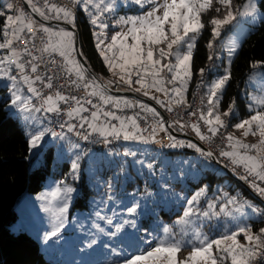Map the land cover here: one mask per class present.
<instances>
[{
    "label": "snow or ice",
    "instance_id": "snow-or-ice-1",
    "mask_svg": "<svg viewBox=\"0 0 264 264\" xmlns=\"http://www.w3.org/2000/svg\"><path fill=\"white\" fill-rule=\"evenodd\" d=\"M27 3L31 12L38 15L41 20H63L73 28H75L74 10L79 6L90 17V23L100 30L93 31L95 47L108 71L116 79L105 80L96 76L91 73L89 67H86V58L84 62L77 59V56L83 57V53L76 47L74 32L66 28H53L38 23L22 9H16L15 15H6L0 10V16H6L3 28L0 30L2 31L0 50L7 51L6 55L0 56V80L10 82V85H6L10 90L9 107L16 108L24 114L23 118L27 121L35 120L33 113L41 110L59 115L60 103L72 102L75 107L66 112L68 120L61 123L60 127H67L68 132H74L84 141H90V137L96 134L100 139L91 142L99 143L102 140L106 147L114 140L123 139L143 144L160 143L164 147H188L195 149L203 157H214L213 152L205 151L191 141L177 140L171 135L166 145L162 140L157 141L158 132H167L160 113L140 100L133 101L109 93L113 85H116L119 91L118 83L122 82L129 88H132L133 84L139 85L133 90L155 100L169 112L173 111V104L176 106L186 104L185 93L193 75V50L201 30L205 27L201 15L211 10L214 3L221 6L215 8L217 13H220L221 8L226 10L222 17L213 16L209 20V24L212 25V39L209 40L207 47L212 49L214 41L221 36L226 26L235 22V26L239 27L243 23L254 24L257 20H264V12L260 11L258 0H244V3L235 9L232 7V0H70L71 7L57 5L51 0H27ZM132 5L139 6L142 11L136 15H118L122 7ZM5 7L13 10V3L8 2ZM145 8L147 10H144ZM109 19H112L111 27L119 29L110 37L106 31L110 27L107 22ZM33 28L36 29L34 32ZM25 31L31 32L27 42L33 43L38 34H44L39 37L41 47L37 51L40 55L33 54L27 42L23 49L14 46L17 41L24 39ZM105 41L109 42L105 43ZM223 46L230 54H235L238 43L232 40ZM25 56L30 59L25 60ZM45 56L48 57L47 60ZM57 56L61 58L60 61H57ZM208 59L212 61L213 56L210 54ZM41 63L44 64L45 72L41 75H31L38 72ZM251 67L253 69L264 67V61L252 62ZM14 70L17 74H13ZM53 70L63 73L66 78L74 77L69 79V87L83 89L84 96L65 95L58 89L54 94L45 96L35 85L39 82L44 88L52 89L54 79L58 78L56 75L48 74ZM207 70L214 69L209 67ZM199 73L202 82L197 88L202 86L206 88L201 98L204 108L188 113L197 117L196 123L185 125L177 120L175 124L179 125L181 131L190 126L200 140L210 142L213 137L221 133L222 129L229 127L226 118L234 117L236 114L235 99L226 111L222 113L220 111L223 92L231 79L230 62L224 74L217 76L210 84H203L206 69L201 68ZM133 76L136 77L135 80ZM249 84L253 88L252 92L247 94L246 106L250 115L232 127L242 130L244 138L252 136L257 137V140L255 143H247L245 139L227 133L223 139L227 141L229 150H222L219 155L231 162L233 172L238 168L242 169V174L237 173L238 178L249 183L252 190L259 197L264 198V186H261L264 183V72L253 73L249 77ZM25 87L31 95L21 94ZM153 90L162 93L165 99L151 94ZM33 97L41 101L39 107L31 103ZM85 104L90 107H85ZM135 108H139L140 111L132 116L117 115V112ZM149 116L154 123L141 128L139 121L147 120ZM74 119H78L79 123L70 122ZM199 121H203L207 127V134L201 131ZM77 128H86V132L76 131ZM145 132L148 133L147 136L144 135ZM46 133L62 140L66 138L63 132L57 133L45 128L30 134V149L37 148ZM68 143L70 151L81 148L80 144L73 143L70 139ZM85 154L83 150L75 153V159L71 162L73 175L79 170V161ZM123 155L135 157L136 153L125 150ZM136 163L146 167L150 173L154 172V161L137 160ZM180 175H184L183 171ZM249 177L252 179L249 180ZM112 188L113 185L109 182V193ZM61 191L62 202L54 208L46 209L51 213L52 220L51 228L44 236L45 242L59 238L65 226L69 194L74 189L65 186L62 190L57 188L50 195L56 198ZM220 191L222 195L207 199L205 207H200V203L201 199L207 196L206 189H201L187 198L183 214L177 221V224L182 225L180 232L165 228L164 238L157 239L155 246L149 245L147 249H140L138 254L131 255L125 254L127 249L123 244L119 247L105 244L104 247L110 249L114 255L125 254L116 264H264V228L253 231L249 223L253 219L264 221V208L243 198L240 194L230 195L228 192ZM170 194L179 196L175 192ZM108 199L112 200L113 196L109 195ZM138 207L137 203L127 208L128 214L134 217ZM95 215L108 225H113L112 217L102 216L100 211H96ZM221 216L232 222L234 226L229 229L226 222H221ZM214 219L217 223L211 227L217 229L223 227L224 230L219 236L210 238L202 231V227L204 223ZM197 221L201 222L199 226ZM125 226L135 229V219H124L114 225L115 231L112 232H105L99 224L95 225L100 233L109 237L121 233ZM241 236L243 242L239 239ZM96 243L97 240L93 238L86 247L91 248ZM184 251H187V254L182 256L181 253Z\"/></svg>",
    "mask_w": 264,
    "mask_h": 264
},
{
    "label": "rangeland",
    "instance_id": "rangeland-1",
    "mask_svg": "<svg viewBox=\"0 0 264 264\" xmlns=\"http://www.w3.org/2000/svg\"><path fill=\"white\" fill-rule=\"evenodd\" d=\"M2 1L4 6L9 2V0ZM243 3L244 2L234 3L232 0V7L235 9ZM213 6L221 7L219 4L215 3ZM144 10L147 9L145 8ZM141 11L142 10L137 5L125 6L118 11V15H136ZM225 11L224 8H221L222 14L219 17H222ZM85 15L90 21V17L86 13ZM76 18L77 15L75 14V22ZM262 21L263 20H257L254 24L251 22L243 23L239 27L235 26L234 22L233 25L225 27L222 34L228 32L230 27L231 30L223 38L220 39L219 37L217 39V41L220 39V44L216 52V62H214L212 67V69H214L212 70V77L208 79L207 84H210L217 76L223 75L224 70L229 67V62L231 70L232 63L245 37L249 33L251 26L258 25ZM107 22L110 27L106 31L110 37L119 29H113L111 27L112 19H109ZM92 26L94 31H100L94 25ZM232 40L238 43L235 54H230L227 48L223 46ZM108 42L109 41H105V43ZM195 48L193 53L195 52ZM6 54V50H0V56ZM262 72H264V67H258L252 69L246 76L243 87L240 90V97L245 102L246 114L242 116L241 109H236L235 107V115L238 121L231 124V133L237 138L245 139L247 143H255L257 137L249 136L244 138L242 136V130H236L232 125L249 117L250 113L246 106L247 94L253 90L252 86L249 84V77L253 73ZM100 77H103L105 80L116 79L110 72L108 77L104 75H100ZM135 79L136 77L133 76V80ZM119 83L125 85L122 82ZM6 85H10V82L0 80V88L8 89V97L10 99V90ZM133 86L139 87V85L135 84H133L132 87ZM226 88L223 95L225 94ZM153 93L158 97L160 95V93H156L154 90ZM21 94L23 96L31 95L27 92L26 87ZM119 97H125L135 101V99L128 96ZM185 98L187 99L186 93ZM31 103H33V98ZM7 110L10 115L20 122L22 130L29 140L31 138L30 134L48 128L47 119L40 112L33 113L36 117L35 120L26 121L23 118L24 114L20 113L16 108L9 107V104ZM65 137L66 138L62 140L46 133L38 147L30 149L29 158L33 167L46 165L45 154L51 148L54 150L51 172L44 183L42 191L37 194L25 193L20 198L16 207L18 219L10 227L11 231L14 233L26 231L32 235L39 242L45 258L53 264H116L125 254H138L140 249H147L149 245L155 246L157 239L164 238L165 228L172 229L174 232L179 233L182 225L177 224V221L181 218L177 213H183L187 198H190L194 193L199 191L194 187V184H198L208 171H212L209 169L211 165L208 162V158L200 154L163 155L150 146L132 142H126L123 146L118 145L99 150L96 147H85L67 133H65ZM69 139L73 143L80 144L81 148L70 151ZM82 150L86 154L83 155L82 159L79 161V170L73 175L71 162L75 159V153ZM125 150L135 152L136 156H124L123 153ZM137 160H143L145 162L154 161V172L150 173L146 167L137 164ZM181 171L184 173L183 176L180 175ZM223 172L222 170L217 171L218 175H223ZM84 181L90 190L89 197L86 201V207L75 208L78 199L83 195L82 185ZM109 182L113 185L111 193L108 191ZM65 186L74 189V191L69 194L70 199L68 200V211L65 214V226L59 238H54L53 240L45 242L44 236L45 233L50 230L52 220L51 213L46 211V209L58 206L63 200L62 191L56 198L52 197L50 194L56 191L57 188L62 190ZM232 187L233 184L228 178L224 179L223 183L216 184L214 190L213 182L210 180L205 181V185L202 189H206L207 196L201 199L200 207L206 206L207 199L221 196L222 192L220 190L228 192L230 195L240 194L243 198H246L242 195L241 191L232 194ZM171 192H175L179 194V196H173L170 194ZM109 195L113 196L112 200L108 199ZM246 199L256 204L251 199ZM137 203L139 207L137 208L136 215L134 217L130 216L127 212V208ZM163 210L169 213L170 219L173 215L177 214L175 221L173 220V222H170V220L167 219V222L164 223L161 215ZM96 211H100L102 216L112 217L113 225L110 226L104 220L99 219L95 215ZM124 219H135L136 228L133 229L125 226L121 233H118L115 237H109L104 233H100L95 227L96 224H99L100 227L105 229V232H112L115 231L114 225L121 223ZM220 220L222 223L226 222L229 229L234 226L232 222L227 221L223 216H221ZM253 220L260 221L259 219ZM200 223V221H197L198 226ZM216 223L217 221L214 219L211 222L204 223L202 227V231L207 233L210 238L219 236L224 230L223 227L219 229L211 227V225ZM249 223H251L253 228V221L251 220ZM147 225H150V227L147 228ZM93 238L97 240V243L91 248L86 247ZM186 239H188V237H186ZM239 239L243 242V236L239 237ZM105 244H109L112 247H119L123 244L127 249V253L121 254L120 256L114 255L111 253L110 249L104 247ZM186 254L187 251L181 253L182 256Z\"/></svg>",
    "mask_w": 264,
    "mask_h": 264
},
{
    "label": "trees",
    "instance_id": "trees-1",
    "mask_svg": "<svg viewBox=\"0 0 264 264\" xmlns=\"http://www.w3.org/2000/svg\"><path fill=\"white\" fill-rule=\"evenodd\" d=\"M233 1L234 3L244 2V0ZM9 2L13 3V10H7L2 0H0V10H3L6 15L16 14L15 9L17 0H9ZM259 7L261 11L264 12V0H259ZM215 8H217V6H213L207 13L202 14L201 20L205 27L196 40V48L192 57L193 75L189 85L193 91L201 80L199 70L205 68L207 73V69L216 62V56L212 61H209L208 57L212 49L207 47L209 40L212 39V25L209 24V20L213 16H221L222 14L221 11L217 13ZM76 15L75 26L81 34L82 50L87 62L96 74L108 77L109 71L95 47L96 40L93 36L94 28L92 24L82 10ZM5 20L6 16H0V30H2ZM230 30L231 27L228 32L221 34L220 39L229 33ZM0 39H2V31H0ZM220 39L218 40L219 44ZM215 42H217V40L214 41V44ZM255 61H264V20L258 25L251 26L249 33L245 37L232 63L231 80L223 95L220 106L221 111L227 110L229 104L235 99L236 109H241L242 116L246 114L245 102L240 97V90L243 87L246 76L253 69L251 63ZM9 102L8 89L0 88V264H53L45 258L39 242L32 235L26 231L14 233L10 228L18 219L16 207L20 198L25 193L37 194L42 191L44 183L51 172L54 150L51 148L45 154L46 165L39 167L32 166L29 158V139L22 130L20 122L8 112L7 106ZM235 121H238L236 115L232 117L231 124ZM178 154L189 155L190 153L183 151V149H179L174 152H166L163 155L176 156ZM208 162L212 166V168L209 166V169L212 171H208L198 184H194L196 189L201 190L205 185V181L210 180L213 182L214 190L216 184L223 183L224 179L228 178L233 184L231 188L232 194L241 191L244 197L251 199L257 205L264 208V205L256 200L240 183L228 177L224 172L223 175H218L217 171H221V169L209 159ZM82 193L83 195L78 199L75 208L86 207V201L89 197L90 190L85 181L82 185ZM177 214L181 217L183 213L180 212ZM161 215L164 223L167 222V219L173 222V220L175 221L177 218L176 215H173L170 219L169 213L164 210ZM252 221L254 231L262 228V220ZM146 227L149 228L150 225Z\"/></svg>",
    "mask_w": 264,
    "mask_h": 264
},
{
    "label": "built area",
    "instance_id": "built-area-1",
    "mask_svg": "<svg viewBox=\"0 0 264 264\" xmlns=\"http://www.w3.org/2000/svg\"><path fill=\"white\" fill-rule=\"evenodd\" d=\"M51 2L56 3L57 5L60 6H68L71 7L70 4V0H51ZM16 9H22L26 14L31 15L32 19H35V17L32 15V13L30 11H28L24 5L23 0H17V6ZM15 9V10H16ZM75 14H79L81 11V8L78 6L75 8ZM37 21V19H35ZM38 22V21H37ZM40 23V22H38ZM36 29L33 28L32 31L34 32ZM31 35V32L25 31V33L23 34L24 39L17 41L16 44L14 45L16 48L18 49H23L25 47V44L27 42V38L28 36ZM44 35L43 33L38 34L37 38L35 39L34 43L33 42H27V46L32 50L33 54L35 55H40V53L37 51L38 48L41 47V40H40V36ZM221 37V36H220ZM219 45V41L215 42L212 50H211V55L213 56V58H215L216 56V48ZM25 60L30 59V57L25 56L24 57ZM48 57L45 56V60H47ZM57 61H60V57H56ZM214 63L212 64L211 68L213 67ZM45 72V67L44 64H40V68L38 70L37 73H31V75L35 76V75H41L42 73ZM14 74H17L16 72H14ZM49 75H56L58 78L54 79L53 81V88L52 89H47L44 88V86L42 84H40L39 82L36 83L35 87H37L39 90L42 91V93L46 96L49 94H54L55 91L58 89L60 90L63 94L65 95H73V96H77V97H83L84 96V91L83 89H76L74 87H69V79H74V77L71 78H66L65 75L63 73H57L55 70H53V72H49ZM211 74V71H207V73L205 74L204 78H203V84H207L209 76ZM202 81L200 80L198 82V84H200ZM197 84V85H198ZM61 85H63V87H61ZM119 86V91H131L134 93H137L136 91H134L131 88H128L126 86H123L121 84L118 83ZM112 89L114 91H118L117 90V86L113 85ZM206 91L205 87H200V88H196L194 89L193 93H192V97L191 100L188 101L186 104L181 105V106H176V105H172L173 107V111L169 112L166 110V108L164 109V113L166 114L167 120L170 122L171 126L178 132L182 133V134H186V135H191L197 139H199L195 132L192 130V128L189 127H185L182 131L179 129V125L175 124V121L179 120L180 123L185 124V125H191L192 123H196L197 122V117L196 116H191L188 113L189 112H193V111H197L198 109H202L204 108V105L201 103V98L204 96ZM94 102H96L94 100ZM33 103L39 107L41 101L39 99H36L35 97H33ZM206 103V100H205ZM191 107H188V106ZM73 107H75V104L72 102H69L67 104L61 102L60 103V108H61V112L60 114H56V113H50V112H45L43 110L40 111V113L42 115L45 116V118L47 119L48 122V128L52 129L53 131L57 132V133H61L63 132L64 134L67 133L69 134L73 139H75L78 143L84 145L85 147H96L99 150H103L107 147L110 146H116V145H123L126 142H132V143H136V144H142V145H146V146H150L153 149L158 150L159 152H161V154H165L166 152H174L176 150L181 149L182 147H164L162 146L160 143H149V144H143L137 141H124L123 139L120 140H114L110 145H108L107 147L103 144L102 140L99 143H92L91 141L93 140H98L100 139L96 134H93L90 137V141H84L82 139H80L78 136L75 135L74 132H68L67 127L61 128L60 124L64 123L65 121L68 120V117L66 115V112L71 110ZM85 107H90L89 105L85 104ZM113 111H116L115 109H112ZM140 109H125L123 112H117V115H122V116H132L135 112H139ZM226 111V110H225ZM84 115H88V113H84ZM141 115H144L143 113H141ZM229 124V127L227 129H222L221 133L218 134L217 136L213 137L212 140L209 142L208 140H200L203 145L208 148L211 152H213L226 166H228L229 168H233L231 162L225 158V157H221L219 155V153L222 150H229L227 147V141L225 139H223V136H225L227 133H231V121H232V117L226 118ZM71 123H79L78 119H74L72 121H70ZM113 123H117L116 121H113ZM141 128H145L148 127L150 124L154 123L153 119L149 116V118L147 120L141 119L139 121ZM200 126H201V131L204 132L205 134H207V127L204 125L203 121H199ZM164 126L167 128L165 121H164ZM76 131H81V132H86V128L85 129H79L77 128ZM50 134V133H49ZM144 135H148L147 132L144 133ZM169 135L172 136V134L170 133V131L167 129V132L164 131H160L157 134V141L162 140L163 144H168L169 143ZM111 139V138H110ZM243 170L242 169H236V174L240 173L242 174ZM252 177H249V180H251ZM258 183H260L259 181H257ZM247 183V182H246ZM247 185L249 186V183H247ZM261 186H264V183L261 184ZM250 187V186H249ZM251 188V187H250ZM252 189V188H251ZM263 222V226L262 228H264V221Z\"/></svg>",
    "mask_w": 264,
    "mask_h": 264
},
{
    "label": "water",
    "instance_id": "water-1",
    "mask_svg": "<svg viewBox=\"0 0 264 264\" xmlns=\"http://www.w3.org/2000/svg\"><path fill=\"white\" fill-rule=\"evenodd\" d=\"M24 5L26 7V9L28 11L31 12V8L27 3V0H23ZM32 13V12H31ZM32 15L35 17V19H37L38 22L40 23H44L49 27H53V28H66L67 30H71L74 32L75 34V42H76V47L78 48L79 52L83 53V57L77 56L78 59H81L82 62H84V59L86 58L84 55V52L82 50V38H81V34L78 30V28L75 26V28L72 27L71 24H67L64 21H60V20H47V21H43L41 20V18L32 13ZM86 67L90 68L91 73L95 74L96 76L100 77V75L96 74V72L91 68V66L89 65V63L86 60ZM110 95H117V96H128L131 97L135 100H140L150 106H153L155 108H157L158 112L160 113V116L163 118V120L165 121V124L167 126V129L170 131V133L172 134V136L176 137L177 140H181V141H191L192 143L196 144L197 146L201 147L202 149H204L205 151H210L208 148H206L203 143L191 136V135H186V134H182L178 131H176L170 124V122L167 120L166 114L160 109L158 108V105L151 99L144 97L138 93H134L131 91H114L113 89H111ZM183 151L185 152H189L190 154H197L199 155L200 153L196 152L195 149L193 148H188V147H182ZM213 164H215L216 166H218L222 171H224V173L230 177L231 179L237 181L238 183H240L256 200H258L260 203H262L264 205V198L259 197L248 185L244 180H241L238 178V175L236 174V172H233V170L231 168H229L228 166H226L215 154L213 158H208Z\"/></svg>",
    "mask_w": 264,
    "mask_h": 264
},
{
    "label": "crops",
    "instance_id": "crops-1",
    "mask_svg": "<svg viewBox=\"0 0 264 264\" xmlns=\"http://www.w3.org/2000/svg\"><path fill=\"white\" fill-rule=\"evenodd\" d=\"M61 21V20H60ZM63 21V20H62ZM14 72H15V70H14ZM14 72H13V74H14ZM210 78L212 77V71H211V74H210V76H209ZM209 78V79H210ZM120 84V83H119ZM190 84V83H189ZM188 84V88H187V92H186V95H187V99H186V102H188V101H190L191 100V97H192V93H193V90L190 88V85ZM122 85V84H121ZM123 86H125V85H123ZM126 87H128V86H126ZM169 87H171L170 85H169ZM129 88V87H128ZM134 88H137V87H132L131 89H134ZM138 93V92H137ZM138 94H140V95H142L141 93H138ZM151 94H153L154 95V93H153V91H152V93ZM143 96V95H142ZM157 96V95H156ZM145 97V96H144ZM158 97V96H157ZM148 98V97H147ZM159 98L160 99H165V97H164V95L162 94V93H160V95H159ZM152 100V99H151ZM154 102H155V100H153ZM156 103V102H155ZM157 104V103H156ZM158 105V108H160L163 112H164V109H165V107H161L159 104H157ZM173 105H175V104H173ZM151 107H153V106H151ZM155 108V107H154ZM156 110H157V108H155ZM221 111V110H220ZM157 112H158V110H157ZM222 112H224V110L223 111H221V113Z\"/></svg>",
    "mask_w": 264,
    "mask_h": 264
}]
</instances>
